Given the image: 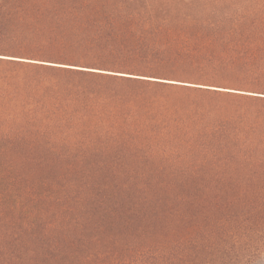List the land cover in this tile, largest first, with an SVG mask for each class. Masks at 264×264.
Masks as SVG:
<instances>
[{
  "label": "trees",
  "instance_id": "obj_1",
  "mask_svg": "<svg viewBox=\"0 0 264 264\" xmlns=\"http://www.w3.org/2000/svg\"><path fill=\"white\" fill-rule=\"evenodd\" d=\"M225 1L0 0V264H264V4Z\"/></svg>",
  "mask_w": 264,
  "mask_h": 264
},
{
  "label": "rangeland",
  "instance_id": "obj_2",
  "mask_svg": "<svg viewBox=\"0 0 264 264\" xmlns=\"http://www.w3.org/2000/svg\"><path fill=\"white\" fill-rule=\"evenodd\" d=\"M225 1V0H224ZM233 4V6L231 5ZM264 4V0L263 1H259V0H234V2H230V1H225L224 4V8H220L219 10L224 11L226 9L227 6H229L230 8L228 10H230V13H232L233 15L237 16L240 13L246 12L248 8V10L253 11L254 10H258L261 11L260 6H262ZM226 5V6H225ZM222 6V3L219 7ZM186 102L190 101L192 99H186L183 98ZM196 101H199V99H197ZM165 138H160L158 144L156 145L158 148L163 149V147L165 148H169L166 152H162L159 153L157 158L154 161H151L150 163L153 164H162L165 167H159L160 169L155 170V172H153L150 169L145 170V173H162V174H166V173H204L203 170H197V169H191L190 165L195 164L194 162L198 161L200 156L198 155H194L192 153H185V152H179V150H175L173 147H178V145L173 144L172 145L164 140ZM174 168V169H173ZM262 256L264 257V254H262Z\"/></svg>",
  "mask_w": 264,
  "mask_h": 264
}]
</instances>
